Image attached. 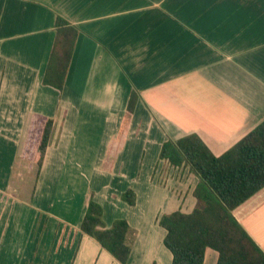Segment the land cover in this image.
Returning <instances> with one entry per match:
<instances>
[{
  "label": "crops",
  "instance_id": "crops-1",
  "mask_svg": "<svg viewBox=\"0 0 264 264\" xmlns=\"http://www.w3.org/2000/svg\"><path fill=\"white\" fill-rule=\"evenodd\" d=\"M58 19L76 31L61 89L44 81ZM263 120L264 0H0V264H121L80 230L90 199L106 229L126 221L125 264H171L157 219L192 212L199 180L162 144L196 134L220 156ZM232 214L264 253V187Z\"/></svg>",
  "mask_w": 264,
  "mask_h": 264
},
{
  "label": "trees",
  "instance_id": "trees-1",
  "mask_svg": "<svg viewBox=\"0 0 264 264\" xmlns=\"http://www.w3.org/2000/svg\"><path fill=\"white\" fill-rule=\"evenodd\" d=\"M56 26L50 69L44 81L61 89L76 31L62 19H58ZM135 98L132 93L129 110ZM51 130L52 122L47 121L37 146L38 167ZM159 156L172 167H187L199 180L193 191L199 204L192 212L174 211L157 219L158 225L166 231L163 244L172 254L171 264H203L206 249L217 253L215 264H264L263 251L232 214L264 187V120L220 156L213 155L196 134L166 140ZM122 200L133 205V191L127 190ZM102 214L101 206L90 199L80 230L125 264L130 252L126 243L128 225L125 220L117 219L106 229Z\"/></svg>",
  "mask_w": 264,
  "mask_h": 264
},
{
  "label": "rangeland",
  "instance_id": "rangeland-1",
  "mask_svg": "<svg viewBox=\"0 0 264 264\" xmlns=\"http://www.w3.org/2000/svg\"><path fill=\"white\" fill-rule=\"evenodd\" d=\"M34 177H35V170H34V169L31 170L30 173L28 174V176L25 177V180H26L25 183L27 184V186H28L29 188H27L26 186H25V187H26V189H27L28 191H30V189H31V188H30V185H32L33 180H34ZM15 181H17V178H15ZM5 193H6V192H4V193H2V194L0 193V204L3 203V202L6 203V201H5V200H6V199H5L6 194H7V196L10 197V195H9L8 193H6V194H5ZM16 193H19V192L16 191L15 194H16ZM28 193H29V192H28ZM13 194H14V193H13ZM13 194H12V195H13ZM9 200H10V199H9ZM7 203L10 204V202H7ZM1 205H2V204H1ZM11 205H12V204H11ZM0 210H1V209H0Z\"/></svg>",
  "mask_w": 264,
  "mask_h": 264
}]
</instances>
